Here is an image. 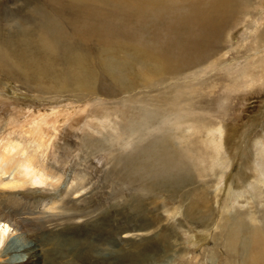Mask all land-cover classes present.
I'll list each match as a JSON object with an SVG mask.
<instances>
[{
	"label": "rangeland",
	"instance_id": "rangeland-1",
	"mask_svg": "<svg viewBox=\"0 0 264 264\" xmlns=\"http://www.w3.org/2000/svg\"><path fill=\"white\" fill-rule=\"evenodd\" d=\"M207 2L0 0V139L42 152L38 159L59 175L55 186L0 193V215L20 223L25 242L32 237L44 247L43 261L49 252L72 264H264L242 256L241 240L238 257L225 249L231 220L243 216L248 229L257 226L256 235L260 224L250 217L264 223V201L250 198L264 174V0H229L230 17L218 15L221 29L211 48L185 54L169 40L171 49L154 57L168 32L193 24ZM160 65L167 68L162 75ZM166 96L189 99L181 105L196 114L161 118V126L177 122L168 133L173 161L191 163L188 146L193 156H200L196 149L207 156L196 164V181L146 193L135 166L129 175L123 159L136 155L129 130L143 107L137 100ZM202 126L226 130L222 180L232 191L214 196L217 180L210 174L219 166L209 169ZM46 140L52 148L41 143ZM192 199L201 207L187 211ZM11 229L0 222V236Z\"/></svg>",
	"mask_w": 264,
	"mask_h": 264
},
{
	"label": "bare ground",
	"instance_id": "bare-ground-1",
	"mask_svg": "<svg viewBox=\"0 0 264 264\" xmlns=\"http://www.w3.org/2000/svg\"><path fill=\"white\" fill-rule=\"evenodd\" d=\"M201 1H208V2L200 9L201 10L200 14H193L194 16L193 24L190 23L180 26L177 30H175L172 33L168 32L170 36L169 38L167 36L168 39H165L167 40V42L164 44L165 46L163 48H160L159 46L162 47V45H159L158 48L155 50L154 53L155 58L166 52V50L171 49V46H169V40L174 41V46L177 47L178 49H183L185 54H189L190 52H192V48L204 49L207 48L206 45L210 46L211 48L216 43V41L219 38V33L222 23V22L219 23V21L216 20H218L219 18L218 15H220L221 17L226 16L224 17V19L227 18V16L230 17L229 14H231L230 12L232 11V7L230 6L231 3L229 2V0H194L195 3ZM217 9L219 10L222 9V10L217 11ZM184 16L186 15L184 14L181 17ZM209 20L211 21L215 20L216 23L210 22ZM188 27H191L193 29ZM159 40L157 41L160 42ZM259 62H262L264 66V57H262ZM165 70H167L166 66L160 65V70H159L160 75L164 74ZM137 101L138 103L142 104L143 107L139 106V109L141 111L139 115L140 117L136 118V126H133L129 130L130 133L129 140L133 139L132 141L136 143L135 144L136 147L134 148V150L136 151V155L132 158V156L129 157L130 155L125 154V157L123 159L126 160L125 162H127L128 160V163L131 164L129 167L128 165H125L129 175L131 170L134 169L133 166H135V169L133 170L135 171L134 175L138 179L140 178L145 180L146 175L151 174L152 180L148 182V184L147 183L145 184L142 180V183L140 185L142 187L143 192L146 193L150 192V188L152 190L157 189L159 191H164V190L173 189L177 184L185 180L186 181L188 180L190 183H192L194 180L196 181V176H197L196 164L197 162L198 164H200L201 158L207 155H204L200 150L196 149L198 154H200V156L199 157L198 155L193 156L194 153L191 152L192 146H188L187 147L188 156L192 158L191 163H188V161H184V165L182 166L174 162L172 158L173 152L169 148L170 136L168 133L172 127L177 126V122H173L172 126L169 125V123L168 125L162 124V126L165 125L167 127L166 128L167 130L161 129L162 128L161 118L166 117L165 115L166 113H170L171 117L177 121L179 119H183V118L186 119L190 116L196 115L194 112L190 111L189 108H186V106H188L189 104L185 103L184 105H181L182 101L183 102L184 101L191 102V101L189 99H183L178 96H166V97L154 98V99H139ZM144 103H146V105H144ZM28 131L25 132L26 134L25 136L28 140V143L31 144L33 141ZM145 131L147 132V134ZM186 131L193 132L195 130L188 128ZM152 133H155L156 135ZM225 137H227L226 130H221L219 126H207L203 128L202 144H204L207 150L209 149L208 152L211 155L210 157L212 161L209 169H212V167H216L217 165L219 166V168L215 172L212 170L210 174L213 175V177H215L217 180L216 182H214V190H213L214 196H216L220 191H226L229 189H231L232 191L231 187L228 188L227 186L224 187L222 180V176L224 175L222 172V168H223L222 164L224 163V161L221 159L222 158L221 151L223 152L225 146V142H226ZM53 140L54 139L52 140L50 139L49 142L51 141V143H53ZM47 142L48 140L41 143L46 145V147L52 148L50 144L49 145L47 144ZM37 152H39L37 151V149L35 148L30 149L27 145L23 144L21 141L13 140V139H3V138L0 139V193H5L6 191L22 190L23 188H26L27 186L31 187L32 185L34 187H44L47 185L55 186L59 183V181L55 179V178H59V175H57L53 170L47 169V167L45 166L46 164L42 163L37 157V154H41L42 152L41 153H37ZM182 154L183 155L186 154V149L182 151ZM134 160L136 161V163H133ZM214 161H216L215 165H213ZM162 164H164L165 166L163 170L161 168ZM153 171L155 172L153 173ZM151 178L147 180H150ZM260 185L261 186L257 189L256 192L253 191V194H251L250 198L251 197L254 198L253 200L257 199L261 203L262 201H264L263 200L264 192H262L261 190L262 187L264 186V174L262 175ZM175 189L178 190L179 187ZM193 191L194 189L191 188L190 191L187 193L188 199L190 198V195L193 194L192 193ZM199 195H197V198ZM206 197L205 199L203 197V200H206ZM195 200L192 199L188 203L187 211H191V209L192 208L195 209V207H201L195 204L194 202ZM207 201L205 203H207ZM140 203H141V199L139 197L137 199V208H140L141 205ZM251 205H253V203ZM261 205L264 206V203ZM50 207L52 208V206ZM209 208L210 206L206 204L204 208L205 209L204 213L207 212ZM262 210H264V208H262ZM227 215L225 214L224 215L225 217L221 215L222 218L224 217L222 219V221H224V224L226 223L229 224L230 217L229 215L228 216ZM262 216L264 217V212L262 213ZM201 218L205 220L207 217H204L203 214ZM218 218L220 219V217ZM250 219L252 223L257 222L258 224H260L259 229L261 233L256 235L255 231L257 230V226L253 227L252 231L251 229H248L247 226L249 225L246 226V224H244L245 222L243 216L238 218V221L240 220L239 224L238 221L237 223H235L232 222L231 220L230 224L225 228V230H229L230 228L229 233L226 235L225 249L226 251L229 249V251L233 253V256L238 257L240 255L239 250H237L238 242L241 240L242 244L244 243L243 247L245 251L242 256H252L253 259L260 258L264 261V223L262 220H254L252 217H250ZM1 221L7 223L12 227L10 234L5 233L0 236V243L2 244L5 243L7 239H9L7 244L2 249V253L0 254V256H2V254L3 256L4 254L9 255L8 257H4V259L0 257V262L1 259L3 260L2 264H47V263L72 264L70 261H65L64 263L61 262L59 263L57 261H54L53 260L54 256L48 254L49 252H47V256H46L47 261H43L42 260L43 251L41 252V250H43L44 247L39 243H37L35 239L32 237L30 238V241H28V243L25 242L24 232L21 231L22 227H20L19 222L12 220L6 215H0V222ZM219 228L221 229V227ZM246 228L248 229V236H245L247 237V239H242L241 237L242 233L246 230ZM241 231L243 232L241 233ZM15 244H17V246H15ZM11 245L13 247H11ZM45 250L47 251L46 248ZM224 253L227 254V252ZM230 259L233 258H229L228 260Z\"/></svg>",
	"mask_w": 264,
	"mask_h": 264
}]
</instances>
